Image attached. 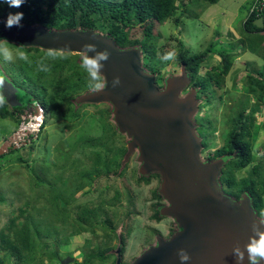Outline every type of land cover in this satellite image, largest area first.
Segmentation results:
<instances>
[{"label": "trees", "instance_id": "16d2710c", "mask_svg": "<svg viewBox=\"0 0 264 264\" xmlns=\"http://www.w3.org/2000/svg\"><path fill=\"white\" fill-rule=\"evenodd\" d=\"M199 1L213 5L220 0H189L186 5H184L185 0H121L119 2L110 0H25L19 8L9 7L3 0H0V23L6 21L9 13H23V19L20 21L21 26L16 27L14 32L0 27V40H6L9 42L7 44L10 45H12L11 42L14 43L12 45L14 47H23V49L19 47L18 51L26 54V58L20 61L19 66L16 65L18 67H16V77L12 78V85H10L15 88H13L15 91L10 92V97L16 99L19 97L18 92L21 90L17 86L18 79L22 82L28 80L30 85L36 87L41 86L38 89L40 92L38 90L33 94L26 92L29 103L25 104L22 110L18 106L14 108L15 110H10L12 101H7L4 98V102L0 104V118L10 119L19 124L21 115L28 112V108H31L28 115L33 114L34 103L44 111L37 131L24 134L28 137V141L22 146L25 149H16L12 140V144L8 148H3L0 157L13 152L31 154L36 139L44 131L49 120L56 115L59 119L69 123V125L66 124L68 128H73L72 134H68L59 147L65 153L61 156V159H64L63 165L58 164V160L53 162L47 159L35 169L32 164L33 160L29 163V158L24 159L18 154L16 159L25 163L29 177L35 182L34 188L38 190H33L32 201L26 200L24 205L19 208V215L9 220L5 229L8 234L2 231L0 233L2 247L8 250V253H5L6 257L12 256L13 262H17V264H46L40 256L47 253L45 255L50 260H58L56 243L67 244L74 237L80 238L83 231L95 234V225L96 227L108 228L115 233L114 239H117L122 246H124L126 238L122 230L117 233L118 227L112 222L116 214L113 209L103 206L105 200L102 196L99 197L101 202L98 206L97 204L91 207L77 205L76 208L82 210L81 214L76 215L74 222H68L72 213L68 205L75 194L84 186L89 185L92 188H97L102 180L111 182L123 177L127 167L126 160L130 156V152L125 147L126 145L119 144L118 138L121 135H117V131L109 127L106 120L97 116L96 113L92 114L90 118V131H82L78 128L82 126L80 109L70 110L66 106L65 110H61V106L65 105L67 96L71 92L86 91L87 89L95 91V87L88 82L89 75L83 68L81 61L73 62L67 68L69 72L63 74L69 57L64 54L58 56L54 49L68 48L74 45V42L65 39H57L58 42H56L57 40L53 41L54 39L46 40L44 37L34 34L33 30L42 27L47 30L49 36L66 33H91L93 34L92 41L75 45L82 48L84 44H93L98 51L107 50L110 55L105 63L103 73L115 74L119 72L120 69L118 68H122L123 65L128 66V61L133 59V56H129L123 62L122 59L111 53L112 51H133L136 58L139 59V65L142 68H148L155 83L160 78L166 79L164 81L167 82L170 80L167 77H158L163 65H152L154 57L151 52V44H153L156 36L155 31L157 26L169 18L175 17L176 24L181 22L182 16L187 11L185 8L191 2H196L197 5ZM256 1L255 9L247 15L242 25V33L247 35L264 32V27L258 29L253 25V22L259 17L263 18L264 24V0ZM176 3H179L178 6ZM98 33L103 35L102 38L96 35ZM104 39L109 41L111 51L103 46ZM177 42L178 51L173 67L181 70L182 77L187 81L182 91L188 90V97L194 102H198L199 97L206 94L211 84L221 88L232 61L247 51L246 46L243 45L244 42L241 41L242 48H237L233 50L234 52L220 49L217 51L218 54L212 53L213 44H211L202 53L191 56L184 48L183 42L180 39ZM40 46L44 47L41 53H39ZM30 51H33L34 54H30ZM210 54L219 56L217 66L213 70H208L204 76H198L199 67L210 59ZM145 58H152L150 66L142 64V60ZM248 71L255 77V80L248 83L247 86L251 93L255 94L259 101H262L264 99V67L261 70L251 71L249 69ZM158 89L163 88L158 86ZM1 94L5 97L2 88H0ZM92 94L82 97L79 102H83L89 97L94 99L100 95L103 96L102 93L96 91ZM196 110H198L197 105ZM246 111L247 109L243 105L236 113L230 114L224 143L214 152L208 151L211 142L208 141L207 143L201 138L206 135L200 133L201 135L198 136L200 145L198 158H200V153L208 151L209 164L218 165V175L214 179L221 195L227 196L228 198H226L237 206L248 200L250 203H247L252 210L254 223H263L264 215L258 206L264 195L262 163L254 165L247 177L239 180L235 178L237 171L249 167L255 161L250 142L253 119L245 114ZM103 113L107 118V111ZM192 123L193 130H195L193 120ZM106 134L111 137L108 141L105 140ZM66 148L69 149L67 152H65ZM73 151H76L80 156L71 161L69 156ZM58 165H61V168ZM67 166L73 167L72 174L68 177L64 176L61 171ZM54 169L56 172L53 171ZM152 179L161 180V174L158 170H150L146 174L139 175L136 178V183H149ZM222 183L225 184L224 188ZM105 188L107 189L108 185H105ZM164 196L163 191H153V198L161 200ZM43 198L47 199L48 203H52L51 206L45 204L39 207L38 201ZM246 198L248 199L246 200ZM125 199L126 208L124 212L122 208L124 218L133 213L127 191H125ZM158 204L156 202L151 206L154 214L150 218L160 221L161 215L158 213L162 211L160 210L161 205ZM101 210L102 216L98 214ZM111 214L113 215L111 216ZM123 220L118 218V222ZM88 221L91 223L89 228L87 226L86 228L85 223ZM171 233L173 234V231ZM10 234L12 239L9 238ZM50 247H54V249L51 250ZM109 250V246L97 247L95 252H90L84 256L83 262H76V264H93V259L105 262L112 256L108 254ZM121 251L123 252V249ZM60 262L61 260L59 264ZM114 263L121 264V255L117 260L113 259L111 264Z\"/></svg>", "mask_w": 264, "mask_h": 264}, {"label": "rangeland", "instance_id": "374dc122", "mask_svg": "<svg viewBox=\"0 0 264 264\" xmlns=\"http://www.w3.org/2000/svg\"><path fill=\"white\" fill-rule=\"evenodd\" d=\"M110 1L119 2L121 0ZM188 2L189 0H185L184 5ZM256 3V0H220L213 5L201 1H199L197 5L196 2H191V4L185 8L187 11L185 15L182 16L181 22L176 24L175 17H172L163 24L157 26L158 28L155 31L156 36L153 44H151V52L154 60L152 61V58H145L142 60V64H145V66H150L151 61L152 65H163L160 71L161 74L159 73L158 77L163 78V76H165L168 79L175 80L181 79L182 77L181 70L173 67L175 56L178 51L177 40L179 39L183 42L184 48L191 56L202 53L211 44H213L212 53L216 54H218L217 51L220 49L231 52L237 48L241 49L243 45L246 46L247 51L245 54L240 55L238 58L235 57L232 61L231 67L223 79L221 88L211 84L206 94L201 95L199 99L197 98L198 102L188 99V90H186V92L180 91L177 96V102L180 104L186 101L188 105L193 106V110H191L189 114V118L195 123V130L192 128L193 136L198 139L199 135H206L201 138L207 143L208 141L211 142L209 144V152H214L223 145L228 131V117L230 114L236 113L243 105L246 107L247 111L245 114L253 119L250 142L255 161L249 167L235 173V178L237 180L247 177L252 167L260 162L263 165L262 171L264 172V99L259 101L257 96L251 93L250 88L247 86L248 83L255 80V77L249 73L248 70H261L264 67V35L255 36L242 33L243 22L246 20L247 15H249L250 8ZM178 4L179 3H176V6H178ZM0 27L6 29L5 22L0 23ZM15 29V26L10 28L11 31ZM33 33L44 37L46 40L54 39L53 41H55L57 39H66L74 43L88 41L93 36L91 33H66L49 36L47 30L42 27L35 28ZM96 35H99L100 38L103 36L99 33ZM241 41L244 42L243 45ZM103 42V46L111 51L112 49H110L111 46L109 41L104 39ZM7 43L0 45V77L4 78L1 84L3 86L12 85V78L16 77V67L19 66L18 64H20L22 59L26 58L25 53L22 54L18 51L21 46L14 47L12 46L14 43L11 42L12 45ZM43 48L42 46L39 47V53H41ZM20 49H23V47ZM54 50H56L58 56L64 54L69 57L63 74L69 72L67 68L73 62L77 60L82 62L84 58L81 51L77 49L63 51L56 48ZM111 53L123 60H127L129 56L136 58L133 51H112ZM169 53L173 54L172 57L164 59L166 54ZM30 54H34V52L30 51ZM216 54H210V59L199 67L198 76H204L208 70H213V68L217 66L219 56ZM132 66L136 67L143 76H151L148 68H142L136 63ZM103 75L102 86L100 88H94L96 92L102 93L103 96L100 95L94 99L89 97V99L79 102L82 97L93 95L92 93L95 91L87 89L86 91L71 92V94L67 96L65 105L63 104L61 106V110H65L64 108L66 106L69 107L70 110L79 108L82 126L80 124L81 127L78 128L82 131H90V118L92 114L96 113L97 116L106 120L109 127L117 131V135H121V137L118 138V142L120 145H126L125 147L128 149V152H130V156L126 160L127 167L123 177L117 178L111 182H104L102 180L99 185H97V188H92L89 185L84 186L75 194L68 205L72 212L68 222H74L76 215L79 216L81 214L82 210L76 208L77 205L91 207L97 204L98 206L101 202L99 197L102 196L105 200L103 206L113 209V212L116 214L112 222L118 227L117 233L122 230L125 234L124 246H122L117 239H114L115 233L108 228L96 227L95 225V234L83 231L80 238L74 237L67 244L60 242L56 243V250L59 255L58 260H50V258L45 255L47 253H43L44 255L40 257L43 258L42 260L46 264H59L60 260L67 257L73 258V262L68 264L80 263L83 262L86 254L95 252L97 247L104 248L105 246L110 247L108 254L112 256L105 262L93 259V264H111L113 259L117 260L120 258V255L121 264H143L149 255L159 252L170 245L175 240V235H178V237H186V235H188L186 230H188V228L192 229L193 223L196 220V217L193 218L194 214L192 217L185 215L182 218L183 214L177 211L178 201L166 190L165 185L167 182L163 177H161V180L152 179L149 183H136V178L139 175L146 174L154 167L152 166L151 160L148 159L145 154L146 148L151 144H157L160 141L168 139L170 137V127L163 121H156L155 125H153L155 116L149 112L137 115L141 123H133L132 125L129 124L126 127H122L119 123L121 109L118 108L119 105H117V103L121 99L120 90L125 89L128 82H126V80H120V85L113 88L111 85L112 80L107 74ZM147 78L148 77H146V79ZM164 80L160 78L157 83L154 82V87L159 86L163 88L159 90L162 92L161 95L163 96V100L167 97L170 88ZM88 82H90V80ZM17 86L20 87L21 95L17 99L10 97L9 100L12 101L9 108L10 110L14 109L16 106L21 107L22 110L23 106L29 103V97L25 96L26 92L33 94L41 87L30 85V81L28 80L22 82L19 79L17 81ZM13 91L12 89L4 90V92L8 93ZM38 91L40 92V90ZM129 91L131 95L141 96L140 91L137 92V90H132V88ZM196 105L198 106V110H194ZM38 109L39 108L35 106V108L32 109L33 114L30 116L28 112L31 111V108H28L27 114L24 112V114L21 115V122L19 124L10 119L0 118V149L8 148L9 145L12 144V140L16 149H25L22 146L28 141V137L24 134L27 132L31 134L37 131L39 126V124L35 122L39 121V118H37ZM105 111H107V118H105V114L103 113ZM43 114L44 111L42 110V116ZM56 116L49 120L44 131L36 139L31 154L13 152L14 154H4L0 157V233L2 231L8 234L5 229L9 224V220L19 215V208L24 205L26 200L32 201L33 190H38L34 188L35 182L29 177L28 168L25 166V163L19 162L16 159L18 154L24 159L29 158V163L33 160L32 164L35 169L38 168L39 164L41 165L46 162L44 160L47 159L53 162L58 160V164H64V159H61V156L65 153L61 151L59 147L61 146V142L67 138L68 134H72L73 128H68L66 124L69 125V123H66V121ZM193 136H191L192 139ZM109 138H111L110 135L106 134L105 140L108 141ZM68 150L69 149L66 148L65 152ZM208 151L200 153V158H197L199 166L204 167V162L209 155ZM28 155L30 156L28 157ZM79 156L80 155L76 151H73L69 156V160L72 161L79 158ZM58 167L61 168V165H58ZM228 168L227 166V169ZM72 169L73 167L67 166L63 170L61 169V171L64 176L68 177L72 174ZM53 171L56 172L55 169ZM222 184L224 188L225 184ZM105 185H108L107 189ZM125 191H127L130 196L132 204L131 210L133 212L126 218L122 216V208L123 212L126 208ZM153 191H163L165 196L162 197L161 200L153 198ZM247 199L248 198H246V200ZM156 202L161 205L160 210L162 212L158 213V215H161L160 221L150 218L151 215L154 214L151 206ZM247 202L250 203L248 200ZM243 203L245 204L246 202ZM45 204H50L51 206L52 203H48V200L45 198L38 201L39 207ZM247 206L250 207L248 204ZM258 206L259 210L264 213V195ZM154 208L156 209V207ZM98 214L102 216V210L99 211ZM112 215L113 214H111V216ZM118 218L124 220L118 222ZM90 223L89 221L86 222L85 227L87 226L89 228ZM194 229H196V227ZM171 231H173V234ZM201 233V236L208 238L207 231L203 230ZM9 236V238L12 239L11 234ZM50 249L53 250L54 247H50ZM121 249H123V252ZM5 253H8V250L2 247L0 241V264H17V262H13L14 258L12 256L6 257ZM166 264L178 263L171 261Z\"/></svg>", "mask_w": 264, "mask_h": 264}, {"label": "water", "instance_id": "95a60500", "mask_svg": "<svg viewBox=\"0 0 264 264\" xmlns=\"http://www.w3.org/2000/svg\"><path fill=\"white\" fill-rule=\"evenodd\" d=\"M253 25L262 29L263 18L256 19ZM92 39L93 36L88 41L76 42L61 50H81V47L75 44L90 42ZM122 61L126 60L122 59ZM128 63V66L123 65L122 68H118L119 72L107 75L111 80L118 76L120 80L128 82L125 89L119 92L121 96L117 103L118 108L121 109L119 123L122 127L141 123L137 115L149 112L155 116L153 125L156 121H163L170 127V137L157 144L149 145L145 154L154 166L152 171H159L161 177L167 182L166 190L177 199V211L183 214L182 218L185 215L192 217L193 214V218L196 217L193 228L186 230L188 234L186 237L176 235L170 245L149 255L144 263L166 264L173 261L180 264L177 252L179 249H184L191 257L186 264H236L232 248L237 242L241 247L247 243L248 237L252 234L253 213L247 206V202L237 206L218 191L214 179L218 175L217 164L207 163L204 167L199 166L197 158L200 145L198 139L193 136V123L189 118L193 106L188 105L186 101L181 104L177 102L178 93L184 89L186 79L181 77V79L167 81L170 87L169 93L163 100L162 92L157 86L154 87L153 76H143L136 67L132 66L134 63L139 65V59L133 58ZM0 88L3 91L14 90L8 85L0 84ZM131 88L137 92L140 91L141 96L131 95L129 93ZM18 94L21 95L20 92ZM4 95V98L9 101L10 93L4 92ZM2 150L3 148L0 149V154ZM258 224H264V222ZM261 227L264 229V226ZM203 230L207 231L208 238L201 236ZM70 262H73V258L67 257L61 260L60 264ZM243 264H248L247 255Z\"/></svg>", "mask_w": 264, "mask_h": 264}, {"label": "clouds", "instance_id": "9594fccd", "mask_svg": "<svg viewBox=\"0 0 264 264\" xmlns=\"http://www.w3.org/2000/svg\"><path fill=\"white\" fill-rule=\"evenodd\" d=\"M4 3L8 4L9 7L19 8L21 7L25 0H3ZM255 9L253 6L249 13ZM258 10V9H257ZM259 11V10H258ZM23 19V13H9L5 21L6 28L20 27V21ZM6 40H0V45L7 43ZM81 53L83 54L82 66L89 75L90 84L95 88H100L103 84L102 77L105 63L109 59V52L107 50L98 51L96 46L93 44H84L81 48ZM172 53L166 54L164 59L172 57ZM3 77H0V84L3 82ZM121 83L118 76L114 77L111 81L113 88H116ZM4 102V97L0 95V104ZM39 109L37 118L39 121H35L40 124L42 120V108L39 105H35ZM34 106V108H35ZM36 112V111H35ZM41 117V118H40ZM264 215V213H262ZM261 226L264 224L253 223L251 226L252 234L248 237L247 243L241 247L240 243L237 242L233 245L232 255L236 259V264H243L245 260V255H247L248 264H262L264 262V229ZM180 264H186L191 257L184 249H179L177 252Z\"/></svg>", "mask_w": 264, "mask_h": 264}, {"label": "crops", "instance_id": "0c3cea01", "mask_svg": "<svg viewBox=\"0 0 264 264\" xmlns=\"http://www.w3.org/2000/svg\"><path fill=\"white\" fill-rule=\"evenodd\" d=\"M251 8H252V7H251ZM251 8H250V9H251ZM253 35H255V36H256V35H264V32H261V33H258V34H253ZM244 54H245V53H244Z\"/></svg>", "mask_w": 264, "mask_h": 264}, {"label": "flooded vegetation", "instance_id": "af4514ba", "mask_svg": "<svg viewBox=\"0 0 264 264\" xmlns=\"http://www.w3.org/2000/svg\"><path fill=\"white\" fill-rule=\"evenodd\" d=\"M205 162L209 163V162H208V158H207V160H206ZM205 162H204V163H205ZM223 197H224V196H223ZM226 197H227V196H226ZM226 197H225V198H226ZM227 198H228V197H227ZM143 264H147V263H143ZM148 264H149V263H148Z\"/></svg>", "mask_w": 264, "mask_h": 264}, {"label": "built area", "instance_id": "2783aa9c", "mask_svg": "<svg viewBox=\"0 0 264 264\" xmlns=\"http://www.w3.org/2000/svg\"><path fill=\"white\" fill-rule=\"evenodd\" d=\"M38 115V114H37Z\"/></svg>", "mask_w": 264, "mask_h": 264}]
</instances>
